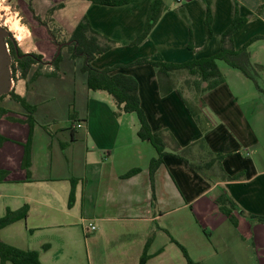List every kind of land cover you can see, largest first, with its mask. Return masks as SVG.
Returning <instances> with one entry per match:
<instances>
[{
  "label": "crops",
  "instance_id": "obj_1",
  "mask_svg": "<svg viewBox=\"0 0 264 264\" xmlns=\"http://www.w3.org/2000/svg\"><path fill=\"white\" fill-rule=\"evenodd\" d=\"M12 1L22 26L39 40L52 39L35 17L44 20L53 8V18L68 35L87 17L96 32L117 43L93 62L99 70L142 58L181 64L214 56L236 14L248 20L234 36L237 50L264 37V0H163L166 12L139 46L131 43L143 32L154 0H129L119 7L90 0ZM208 12L213 20L210 41ZM191 36L193 50L188 47ZM32 53L45 58L36 48ZM54 54L52 50L48 61L58 52ZM250 56L263 67L264 82V40L250 46ZM81 67V59L72 61L66 54L57 77L33 80L35 66L26 79L14 81L15 93L36 107L28 170L23 164L29 114L9 96L0 103L6 111L0 117V136L7 140L0 146V171L7 173L0 183V218L29 206L28 217L2 229L0 240L38 252L42 264H140L145 253L146 264H189L178 244L193 264H264V223L248 216L264 217V97L255 84L220 63L225 82L202 98V115L211 125L204 135L176 92L161 95L151 65L119 70L138 81L141 107L153 132L168 131L183 149L203 138L205 146L195 148L190 158L209 163L210 153L223 155L225 173L243 176L211 183L169 155L152 184L149 166L157 152L139 138L137 116L116 114L109 94L88 89ZM52 71L51 65L42 70ZM185 88L184 97L193 101L192 87ZM134 169L140 171L123 178ZM72 180L78 185L69 208ZM222 192L240 208L234 213L237 226L217 206Z\"/></svg>",
  "mask_w": 264,
  "mask_h": 264
},
{
  "label": "trees",
  "instance_id": "obj_2",
  "mask_svg": "<svg viewBox=\"0 0 264 264\" xmlns=\"http://www.w3.org/2000/svg\"><path fill=\"white\" fill-rule=\"evenodd\" d=\"M90 1L93 4L114 7L129 4V0ZM56 9L57 8L51 9L44 20L39 17H35L37 23L46 28L51 36V42L56 46L57 50L60 46H62L61 53H59V55L57 54L50 62H46L45 58L41 54L24 53L19 48L17 41L13 37L6 40V44L9 46V51L12 56L11 69L14 81L17 80L18 77L26 79L32 68L35 66L38 68L33 75V80L42 75L54 78L57 77L56 71H58V68L63 61L62 52L66 51L72 61H76L77 59L82 60L81 71L87 75V86L90 91L105 92L109 94L116 105V114L137 116L140 124L138 131L139 138L142 141L149 142L157 152V157L150 162L149 166L152 184H154L156 172L164 163V158L169 155L175 156L177 159L187 162L193 170L201 174L211 183L215 181L214 179L219 178L222 179L220 182L238 181L243 178L242 175L229 176L225 173L222 167V161L225 157L223 155H213L210 153L211 160L209 163L190 158V152H192L195 148L205 146L206 143L203 138L191 146L183 149L177 144L174 137L168 131L153 132L141 107L138 81L132 76L119 72V70H125L136 66L151 65L155 70L161 95L167 96L176 92L185 104L191 117L205 135L209 132L211 125L202 115V107L204 106L202 98L207 92L219 87L225 82L224 76L219 68L220 63L242 72L255 84L258 92L262 95L264 94V89L260 85L263 67L254 64L250 56V46L257 41L264 40V37L257 36L238 50L234 46V36L247 25V18L236 14L230 26L223 33L219 53L209 58L193 59L181 64L155 62L148 58H142L128 65L118 64L111 68L99 70L93 66V62L98 57L114 49L117 46V43L96 32L91 27L87 17H84L77 25L74 32L71 35H68L67 32H65V30L53 18V13ZM166 10L167 8L163 0L152 1L148 10L144 30L140 36L131 43L132 46H139L147 40ZM205 30L207 40L210 41L213 38V20L210 12H208L205 20ZM188 47L189 50H193L192 36ZM46 65H51L55 71L42 72ZM189 85L195 93V99L193 101L184 97V88ZM8 96L15 102L19 103L29 114L27 122L30 126L31 132L28 143L25 146L23 164L25 170H28L30 167V151L33 128L35 125L33 115L36 112V107L28 104L24 98L15 93L14 89L8 95L1 96L0 103ZM5 114L6 111L0 108V117ZM69 117L71 120H75L73 106L70 107ZM5 141H7L6 138L0 136V146ZM171 143H173V145ZM168 149H170L171 152H168ZM139 171V169L131 170L125 174L123 178L135 176ZM6 175V172L0 171V183L4 182ZM77 185L78 181H71V191L68 200L69 208L75 203ZM155 201L156 199L153 191V204ZM216 203L219 210L227 218H229L234 225L237 226L238 223L234 213L239 211L240 208L233 198L226 192H222L216 198ZM28 213L29 206L27 205L18 211L8 210L6 215L0 218V231L18 221L25 220L28 217ZM248 216L259 223H264V217H257L253 215ZM178 246L182 249L188 263L193 264L186 250L181 245L178 244ZM43 249L46 250L47 247H44ZM148 259L149 256L145 253L140 261V264H146ZM8 263L42 264L39 259L38 252L21 250L5 244L0 240V264Z\"/></svg>",
  "mask_w": 264,
  "mask_h": 264
},
{
  "label": "rangeland",
  "instance_id": "obj_3",
  "mask_svg": "<svg viewBox=\"0 0 264 264\" xmlns=\"http://www.w3.org/2000/svg\"><path fill=\"white\" fill-rule=\"evenodd\" d=\"M15 8L16 6L12 0H0V24L3 27H5L9 31L10 34H12L13 38L17 41L19 48L24 53L25 52L32 53L33 49L36 48L37 52H42L43 54H45L46 62H50L52 59L50 61H48V59L50 56H52V50L55 54L58 52L56 51L57 50L56 46H54L52 42H49L48 40H42V39L39 40L35 38L32 35L31 30L30 32L26 31L25 33L26 38L19 41L16 38L15 33L11 31V28H10L11 25L13 24L14 21L16 23L19 20V17L21 16V15H16ZM19 23L23 25L20 20H19ZM34 25L36 26V24ZM35 33L37 34V31ZM8 50H9V46H8ZM66 54L68 53L64 51L63 55L65 56ZM261 84H262L261 87L264 89V82L262 80L260 81V85ZM262 96L264 97V94Z\"/></svg>",
  "mask_w": 264,
  "mask_h": 264
},
{
  "label": "water",
  "instance_id": "obj_4",
  "mask_svg": "<svg viewBox=\"0 0 264 264\" xmlns=\"http://www.w3.org/2000/svg\"><path fill=\"white\" fill-rule=\"evenodd\" d=\"M11 38L9 31L0 24V97L8 95L14 87L12 74V56L8 50L6 40ZM62 46L58 48V54Z\"/></svg>",
  "mask_w": 264,
  "mask_h": 264
},
{
  "label": "bare ground",
  "instance_id": "obj_5",
  "mask_svg": "<svg viewBox=\"0 0 264 264\" xmlns=\"http://www.w3.org/2000/svg\"><path fill=\"white\" fill-rule=\"evenodd\" d=\"M9 23V22H8ZM12 23V22H11ZM11 31L15 33L16 38L21 41L26 38V29L19 23V20L11 25Z\"/></svg>",
  "mask_w": 264,
  "mask_h": 264
},
{
  "label": "built area",
  "instance_id": "obj_6",
  "mask_svg": "<svg viewBox=\"0 0 264 264\" xmlns=\"http://www.w3.org/2000/svg\"><path fill=\"white\" fill-rule=\"evenodd\" d=\"M177 2L179 3L180 0H177ZM7 47H8V45H7ZM77 127H78V128H82V125H81V124H77ZM89 228H90L92 231H95V230H96V226L93 225V224H89Z\"/></svg>",
  "mask_w": 264,
  "mask_h": 264
},
{
  "label": "flooded vegetation",
  "instance_id": "obj_7",
  "mask_svg": "<svg viewBox=\"0 0 264 264\" xmlns=\"http://www.w3.org/2000/svg\"><path fill=\"white\" fill-rule=\"evenodd\" d=\"M11 37H13V36L11 35Z\"/></svg>",
  "mask_w": 264,
  "mask_h": 264
}]
</instances>
